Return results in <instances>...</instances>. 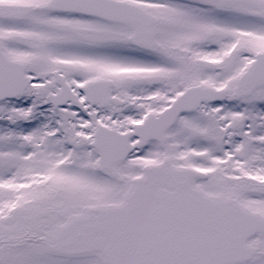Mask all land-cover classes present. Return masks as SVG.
<instances>
[{"label":"snow or ice","instance_id":"6c2138e0","mask_svg":"<svg viewBox=\"0 0 264 264\" xmlns=\"http://www.w3.org/2000/svg\"><path fill=\"white\" fill-rule=\"evenodd\" d=\"M0 264H264V0H0Z\"/></svg>","mask_w":264,"mask_h":264}]
</instances>
